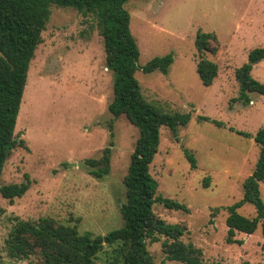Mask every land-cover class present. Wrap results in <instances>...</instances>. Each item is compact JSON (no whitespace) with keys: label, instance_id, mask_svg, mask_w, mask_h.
Here are the masks:
<instances>
[{"label":"rangeland","instance_id":"obj_1","mask_svg":"<svg viewBox=\"0 0 264 264\" xmlns=\"http://www.w3.org/2000/svg\"><path fill=\"white\" fill-rule=\"evenodd\" d=\"M123 8L139 49L135 78L141 94L159 111L191 114L177 128L178 140L160 129L150 165L156 195L184 205L187 212L155 203V215L167 224L185 225L181 240L199 248L206 262L264 264L260 226L250 235L236 233L241 245L225 242L226 208L243 197L242 183L259 152L252 136L264 124V96L251 93L249 103H242L233 80L248 53L264 47V0H127ZM197 30L214 32L220 43L216 57L206 55L219 66L208 87L196 72ZM168 53L173 62L166 75L140 69ZM252 76L264 84V60L253 67ZM111 101L112 73L105 67L94 17L52 5L15 124L24 146L13 149L0 178V186L19 184L25 177L29 181L25 194L12 203L0 195V264H39L36 255L18 259L7 254L6 240L19 221L44 216L76 223L79 233L93 235L122 226V180L139 133L124 116L110 114ZM110 142L109 172L96 178L85 160L99 159ZM186 152L193 155L194 167ZM260 195L264 201V182ZM237 212L250 218L255 214L250 204ZM162 241L146 242L154 262L180 264L164 258ZM106 255H99L98 264H105Z\"/></svg>","mask_w":264,"mask_h":264},{"label":"trees","instance_id":"obj_2","mask_svg":"<svg viewBox=\"0 0 264 264\" xmlns=\"http://www.w3.org/2000/svg\"><path fill=\"white\" fill-rule=\"evenodd\" d=\"M127 0H0V178L13 149L24 146L15 134V124L27 81V73L35 50L41 43V33L50 16V7L73 8L83 15H91L102 38L105 67L112 73V101L108 111L116 119L124 116L138 130V138L130 155L129 165L122 183L124 202L119 212L120 228L104 235L79 233L76 223L65 225L44 216L19 221L6 240L7 254L11 258H39V264H98L101 253L107 254L105 264H157L147 249L146 242L157 243L160 238L162 252L167 261L180 264H219L206 262L203 253L181 237L187 228L182 224H167L155 215L153 205L162 204L171 210L187 212V208L171 199L157 196L158 182L150 174V165L158 151L160 129L165 128L177 139V128L191 119L187 112L172 114L159 111L141 94L135 78L139 69V49L131 34L130 17L123 5ZM195 66L201 83L208 87L218 75L215 59L220 43L214 32L197 30L194 40ZM264 60V47L248 53L247 61L233 73L239 89L238 100L249 103L248 94L264 96V84L252 76V69ZM173 62L172 53L154 57L140 69L143 73L159 72L166 75ZM235 101V100H233ZM201 121L208 118L200 117ZM249 137L248 133H240ZM112 135V134H111ZM259 152L252 173L242 183L243 197L226 208L227 244L241 245L236 233L253 234L258 226L264 240V201L260 184L264 182V124L252 136ZM104 148L99 159H87L90 174L102 178L109 172L110 148ZM192 167L195 159L185 153ZM205 179L204 187L207 186ZM29 181L0 186L2 198L13 202L28 190ZM244 204L254 208V216L237 212ZM108 248L109 252L105 250ZM261 248L264 250V243ZM242 264H250L244 262Z\"/></svg>","mask_w":264,"mask_h":264}]
</instances>
